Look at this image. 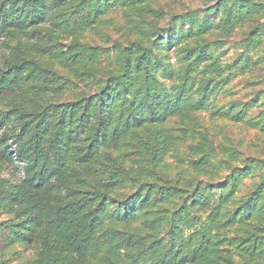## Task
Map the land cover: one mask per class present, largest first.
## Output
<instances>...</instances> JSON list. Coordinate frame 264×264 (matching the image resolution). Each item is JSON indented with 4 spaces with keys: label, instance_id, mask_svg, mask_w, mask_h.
Masks as SVG:
<instances>
[{
    "label": "trees",
    "instance_id": "16d2710c",
    "mask_svg": "<svg viewBox=\"0 0 264 264\" xmlns=\"http://www.w3.org/2000/svg\"><path fill=\"white\" fill-rule=\"evenodd\" d=\"M106 5L102 0H0V38L17 32L27 38L36 36L35 43L24 42L12 49L0 65V107H5L0 108V214L17 219L10 224L0 223V253L16 244L36 243L35 257L24 264H85L86 253L96 247L95 233L103 225L107 200L112 191L123 187L128 176V170L123 167L127 159L120 162L104 155L99 160L101 149L118 150L129 136L138 159L144 154L146 161L159 164L176 140L172 130L160 125L175 115L193 125L192 112L203 106L206 94L211 92V78L201 77L195 100L187 82L178 89L172 88L170 93H162V83L155 75L159 64L154 52L131 43L124 58L118 60L119 72L111 73L94 94L59 101L66 86L62 77L27 52L19 54L17 49L41 52L44 50L38 41L41 24L94 23ZM244 6L241 2L229 10L223 2L231 29L248 21L258 9L250 3ZM253 41L258 44L256 37ZM105 52L100 46L74 42L59 54L74 77L83 81L92 74L91 64ZM187 55L192 59L186 67L189 74L194 72L193 63L210 59L204 46L189 50ZM138 129L143 131L141 135ZM179 133L185 136L186 130ZM190 149L199 154L190 164L194 172L214 167V150L207 146L206 138ZM133 160L136 162L135 155ZM93 162L98 164L96 170L91 165ZM6 163L19 171L17 178L1 176ZM248 173L245 168L239 169L234 182ZM136 175L145 178L147 172L140 167ZM234 182L221 187V203L227 202L225 192ZM185 194L171 179L143 183L137 199L128 204L130 209L125 212L128 219H135L137 212L155 203L184 198L171 216L170 244L162 239L146 244L140 236H129L121 238L123 245L140 248L139 254L150 261L148 264H232L219 242L211 239L223 227L215 221L211 192L203 188L196 198L183 197ZM263 209L264 181L258 185L241 217H251ZM195 211L208 215L186 239L181 232L193 229L198 221ZM233 221L229 219L225 225ZM150 223L156 228L159 220ZM192 238L197 244L180 255V246ZM244 249L250 253L249 257L262 256L264 235L256 237Z\"/></svg>",
    "mask_w": 264,
    "mask_h": 264
},
{
    "label": "rangeland",
    "instance_id": "374dc122",
    "mask_svg": "<svg viewBox=\"0 0 264 264\" xmlns=\"http://www.w3.org/2000/svg\"><path fill=\"white\" fill-rule=\"evenodd\" d=\"M106 10L94 23L39 26L38 41L44 47L41 52L26 48L17 49L19 54L27 52L39 64L55 70L66 82L59 101H73L82 95L94 94L105 84L111 73L120 70L119 59H123L127 47L137 43L142 49H151L157 60L155 70L162 83V93H170L187 82L191 88V98L196 99L195 90L201 77L211 78V92L206 94L203 106L192 112L193 125L180 116L169 117L160 127L172 130L176 136L168 152L157 165L146 161L142 154L136 156L133 141L127 136L125 145L118 150L101 149L97 159L104 155L125 161L127 169L123 187L111 192L107 200L108 210L103 215V225L95 233V245L86 253L85 264H148L138 247H126L121 238L140 236L146 244L162 239L170 244L172 234V214L182 205L184 198H171L166 202L137 212L135 219L125 217L129 203L137 199L143 183L175 181L186 194L183 197L196 198L201 189L211 192L215 221L223 227L211 239L219 242L224 254L232 264H264V254L249 257L247 247L256 237L264 235V209L251 217L242 216L249 206L258 185L264 181V0H102ZM241 2L256 5L248 21L238 23L232 29L227 23V11ZM217 7L216 10H209ZM258 39L255 45L253 38ZM36 36L22 33L8 34L0 38V65L12 49L24 42L35 43ZM80 42L90 46H100L106 50L93 64L92 74L79 81L61 59L59 52L69 44ZM204 46L210 59L193 63V74L186 72L188 51ZM218 69V70H214ZM195 77L194 80L186 78ZM187 80V81H186ZM4 109L5 107H0ZM6 110V109H5ZM219 112V113H218ZM223 112L225 115H221ZM234 116V117H232ZM185 129V136L179 132ZM141 135L142 130H137ZM2 130H0V135ZM202 138L214 150V167L205 172H194L190 164L199 154H194L191 146ZM135 151V154H131ZM134 155L136 162L133 160ZM95 170L98 164L93 162ZM144 168L147 177L136 175L138 168ZM245 168L249 172L234 182L235 174ZM19 171L9 163L4 165L1 176L17 178ZM234 182L227 189L226 203L219 201L221 187ZM187 200H190L187 198ZM211 210V209H210ZM198 217L192 230L184 229L181 236L188 238L198 229L208 212H193ZM124 217V218H123ZM158 219L156 228L151 220ZM233 223L225 225L227 220ZM17 219L8 214H0V223H12ZM110 236V239L108 237ZM197 244L183 243L179 254ZM38 245L16 244L0 253V264H24L32 260ZM251 258V259H249ZM187 264V263H186Z\"/></svg>",
    "mask_w": 264,
    "mask_h": 264
}]
</instances>
